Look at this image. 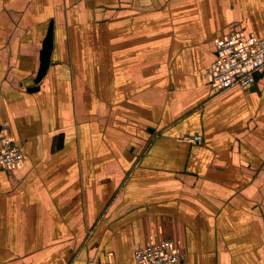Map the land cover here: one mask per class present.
Returning <instances> with one entry per match:
<instances>
[{
	"label": "crops",
	"instance_id": "1",
	"mask_svg": "<svg viewBox=\"0 0 264 264\" xmlns=\"http://www.w3.org/2000/svg\"><path fill=\"white\" fill-rule=\"evenodd\" d=\"M234 34L264 36V0H0V134L24 155L0 172V264H134L164 239L264 264V70L205 78Z\"/></svg>",
	"mask_w": 264,
	"mask_h": 264
},
{
	"label": "built area",
	"instance_id": "2",
	"mask_svg": "<svg viewBox=\"0 0 264 264\" xmlns=\"http://www.w3.org/2000/svg\"><path fill=\"white\" fill-rule=\"evenodd\" d=\"M264 70V36L256 38L234 34L218 43L215 57L205 73L208 83L217 91L237 87L251 89ZM200 144L196 135L190 139ZM24 155L6 134H0V172L21 164ZM134 264H183L185 257L170 239L155 241L133 249Z\"/></svg>",
	"mask_w": 264,
	"mask_h": 264
},
{
	"label": "water",
	"instance_id": "3",
	"mask_svg": "<svg viewBox=\"0 0 264 264\" xmlns=\"http://www.w3.org/2000/svg\"><path fill=\"white\" fill-rule=\"evenodd\" d=\"M51 47H52V27L50 25L48 32H47V36L42 46L40 67H39L38 73L33 82L35 85L38 84L42 80L48 68L49 62H51L50 61ZM35 90H37L36 87H31L30 89H28L29 92H33Z\"/></svg>",
	"mask_w": 264,
	"mask_h": 264
}]
</instances>
